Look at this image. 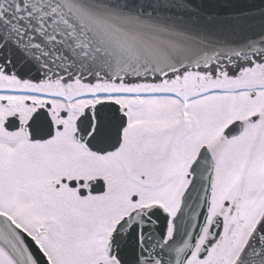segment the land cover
Returning <instances> with one entry per match:
<instances>
[{
  "label": "snow or ice",
  "instance_id": "obj_1",
  "mask_svg": "<svg viewBox=\"0 0 264 264\" xmlns=\"http://www.w3.org/2000/svg\"><path fill=\"white\" fill-rule=\"evenodd\" d=\"M0 264H264V0H0Z\"/></svg>",
  "mask_w": 264,
  "mask_h": 264
}]
</instances>
